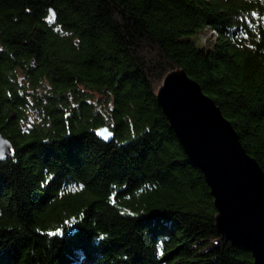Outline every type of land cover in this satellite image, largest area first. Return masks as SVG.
Returning a JSON list of instances; mask_svg holds the SVG:
<instances>
[{
    "label": "trees",
    "instance_id": "16d2710c",
    "mask_svg": "<svg viewBox=\"0 0 264 264\" xmlns=\"http://www.w3.org/2000/svg\"><path fill=\"white\" fill-rule=\"evenodd\" d=\"M177 68L264 171V0H0V264H254L159 106Z\"/></svg>",
    "mask_w": 264,
    "mask_h": 264
},
{
    "label": "water",
    "instance_id": "95a60500",
    "mask_svg": "<svg viewBox=\"0 0 264 264\" xmlns=\"http://www.w3.org/2000/svg\"><path fill=\"white\" fill-rule=\"evenodd\" d=\"M159 106L188 156L204 174L216 209L218 233L252 253L254 264H264V171L243 147L231 122L215 100L184 69L168 71L156 92ZM102 139L112 135L104 124ZM0 161L11 141L0 132Z\"/></svg>",
    "mask_w": 264,
    "mask_h": 264
},
{
    "label": "rangeland",
    "instance_id": "374dc122",
    "mask_svg": "<svg viewBox=\"0 0 264 264\" xmlns=\"http://www.w3.org/2000/svg\"><path fill=\"white\" fill-rule=\"evenodd\" d=\"M216 34L210 28H204L199 35H197V43L199 45L211 46ZM97 96V95H96ZM32 117V116H31Z\"/></svg>",
    "mask_w": 264,
    "mask_h": 264
},
{
    "label": "snow or ice",
    "instance_id": "6c2138e0",
    "mask_svg": "<svg viewBox=\"0 0 264 264\" xmlns=\"http://www.w3.org/2000/svg\"><path fill=\"white\" fill-rule=\"evenodd\" d=\"M5 146H0V153H3Z\"/></svg>",
    "mask_w": 264,
    "mask_h": 264
}]
</instances>
